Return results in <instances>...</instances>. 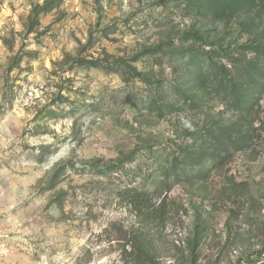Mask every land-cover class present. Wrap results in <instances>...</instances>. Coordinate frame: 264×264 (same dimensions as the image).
<instances>
[{
	"label": "rangeland",
	"instance_id": "obj_1",
	"mask_svg": "<svg viewBox=\"0 0 264 264\" xmlns=\"http://www.w3.org/2000/svg\"><path fill=\"white\" fill-rule=\"evenodd\" d=\"M185 2L0 0V264H264V9ZM193 53L258 83L251 109Z\"/></svg>",
	"mask_w": 264,
	"mask_h": 264
},
{
	"label": "trees",
	"instance_id": "obj_2",
	"mask_svg": "<svg viewBox=\"0 0 264 264\" xmlns=\"http://www.w3.org/2000/svg\"><path fill=\"white\" fill-rule=\"evenodd\" d=\"M186 5L190 6L192 11H203L216 20H225L233 17L240 10H252L254 8L264 9V0H185ZM201 6V7H200ZM193 8V9H192ZM175 63L183 66L178 55L172 56ZM186 69V78L193 72L194 83L199 87L209 85L220 99L229 105L235 111H248L251 109L253 98L258 90V83L252 82L250 86L233 78L226 70L217 66L209 58H201V55L193 53L188 54L184 63ZM252 71H257L252 68ZM254 73V72H253ZM259 77H264V70L258 71ZM252 78L254 76H251ZM250 87V89H248ZM217 154V153H216ZM216 154L210 155L211 161H218ZM183 165V164H182ZM181 171V170H180ZM183 172L176 173L179 178ZM186 174V173H185ZM194 175H198L194 174ZM164 186L160 188L162 190ZM166 188V187H165ZM124 196L137 216L148 222L164 221L168 215L165 200L153 202L148 193L138 189H127ZM134 252V248L132 250ZM131 259L134 263L142 261L141 254L131 253Z\"/></svg>",
	"mask_w": 264,
	"mask_h": 264
}]
</instances>
